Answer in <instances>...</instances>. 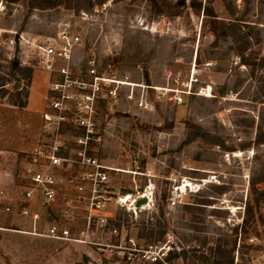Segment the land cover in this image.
<instances>
[{"label": "rangeland", "instance_id": "obj_1", "mask_svg": "<svg viewBox=\"0 0 264 264\" xmlns=\"http://www.w3.org/2000/svg\"><path fill=\"white\" fill-rule=\"evenodd\" d=\"M52 1L0 0V202L12 208L0 210V264H192L161 260L173 248L208 256L264 187V0ZM213 20L236 21L240 38L216 40ZM62 32L80 38L75 75L84 79L94 60L99 76L121 82L107 83L116 96L97 108L91 156L107 169L110 200L107 224L89 229L86 206L64 187L52 206L31 207L37 221L18 213L47 104L39 47ZM50 225L77 242L44 237ZM246 230L234 264H264V205Z\"/></svg>", "mask_w": 264, "mask_h": 264}, {"label": "built area", "instance_id": "obj_2", "mask_svg": "<svg viewBox=\"0 0 264 264\" xmlns=\"http://www.w3.org/2000/svg\"><path fill=\"white\" fill-rule=\"evenodd\" d=\"M78 46V36L62 32L39 47L36 67L48 75L47 104L40 116L41 139L25 168L26 183L18 213L37 221L39 215L32 213L31 207L52 206L61 198L64 187L72 191L74 202L86 206L85 222L89 229L94 223L107 224L103 214L110 200L107 169L90 155L93 144L100 140L96 133L97 108L100 101L116 96L115 89L105 90L107 83L121 85V82L99 76L94 60L87 61L84 79L75 75L72 53ZM66 135L70 136L69 142L64 139ZM63 199L69 204L68 197ZM0 210L11 213L12 208L1 206L0 202ZM43 236L77 242L71 239L68 229L57 225H50Z\"/></svg>", "mask_w": 264, "mask_h": 264}, {"label": "trees", "instance_id": "obj_3", "mask_svg": "<svg viewBox=\"0 0 264 264\" xmlns=\"http://www.w3.org/2000/svg\"><path fill=\"white\" fill-rule=\"evenodd\" d=\"M15 1V0H12ZM30 1L31 7L46 9L51 6L57 5L59 2L52 1V0H28ZM86 1V0H85ZM89 6H92L89 3ZM178 5H176L175 9ZM191 7L194 10H200L201 4L191 3ZM174 8V7H173ZM179 12L176 10L173 12V16H177ZM204 14L206 16H211L212 12L209 8L204 7ZM214 22L211 23L210 32L213 36L218 40L219 38H233L239 39L240 38V30L238 29L236 21L228 22V24H221L218 20H213ZM262 65V64H261ZM17 66L12 64V69L15 70ZM198 136H203L202 132L197 134ZM189 141V140H188ZM257 143L264 145V135L257 137ZM91 155V153H90ZM258 183L264 185V163L262 165L261 175L259 176ZM260 205H264V187H262L258 192L253 193L252 202H246L245 204V219H243L242 225L238 228L236 227L233 229L231 236L227 237L224 242L221 239H217L215 242L214 249H210V254L207 256L203 252H200L198 249H190V250H179L176 251L174 248L172 250L167 251L162 257L161 260L165 262H171L174 259L180 258L182 261H187L191 259V263H200V264H234V256L233 253L236 248V244L239 240L240 241H247L249 240V232L246 230L247 224L254 218L255 213L259 210ZM187 211L195 210L198 208L196 205H188L185 204L183 207ZM239 230V231H238ZM163 236V234H159V236ZM160 239V238H158ZM203 244H206L204 241ZM230 244L231 248L227 251L224 247ZM127 264V263H126ZM151 264H159L156 261Z\"/></svg>", "mask_w": 264, "mask_h": 264}, {"label": "water", "instance_id": "obj_4", "mask_svg": "<svg viewBox=\"0 0 264 264\" xmlns=\"http://www.w3.org/2000/svg\"><path fill=\"white\" fill-rule=\"evenodd\" d=\"M144 202H146V200H139V201L137 202V205H136V206H138L140 203H144Z\"/></svg>", "mask_w": 264, "mask_h": 264}, {"label": "bare ground", "instance_id": "obj_5", "mask_svg": "<svg viewBox=\"0 0 264 264\" xmlns=\"http://www.w3.org/2000/svg\"><path fill=\"white\" fill-rule=\"evenodd\" d=\"M124 199H125V201H124V202H127L129 198L125 197ZM124 199H123V200H124Z\"/></svg>", "mask_w": 264, "mask_h": 264}]
</instances>
